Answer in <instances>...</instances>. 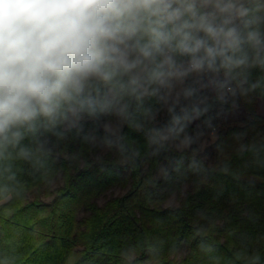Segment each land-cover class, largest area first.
Here are the masks:
<instances>
[{
	"label": "trees",
	"instance_id": "trees-1",
	"mask_svg": "<svg viewBox=\"0 0 264 264\" xmlns=\"http://www.w3.org/2000/svg\"><path fill=\"white\" fill-rule=\"evenodd\" d=\"M229 86L247 115L218 127L210 160L191 108L215 126L216 108L232 105L219 96L193 103L196 91L174 128L183 97L173 113L157 97L131 102L117 142L102 126L116 109L22 130L0 152V264H264V65L236 69ZM162 129L171 140L190 134L189 146L178 149ZM99 143L107 150L97 155ZM113 187L123 192L99 203ZM173 193L178 203L164 205Z\"/></svg>",
	"mask_w": 264,
	"mask_h": 264
},
{
	"label": "clouds",
	"instance_id": "clouds-1",
	"mask_svg": "<svg viewBox=\"0 0 264 264\" xmlns=\"http://www.w3.org/2000/svg\"><path fill=\"white\" fill-rule=\"evenodd\" d=\"M262 14L264 0H0V152L41 119L127 116L145 97L173 113L209 73L227 88L264 65Z\"/></svg>",
	"mask_w": 264,
	"mask_h": 264
},
{
	"label": "rangeland",
	"instance_id": "rangeland-1",
	"mask_svg": "<svg viewBox=\"0 0 264 264\" xmlns=\"http://www.w3.org/2000/svg\"><path fill=\"white\" fill-rule=\"evenodd\" d=\"M192 79V85L195 88L197 95L194 98V102L196 104L201 103L204 99L214 96L225 97L227 100L231 102L232 107L230 109H221L220 107L216 108L218 122L215 126L210 124H205L203 121L200 120L198 114L193 112L189 123L194 126V135L196 144L202 152L204 159L210 160L211 155L213 153V142L217 137V130L220 125H230L233 123H242L243 120L246 118V111L241 104V102L237 99L235 91L233 88H220L215 82L212 75L206 74L204 75L198 82L196 81L195 77ZM229 86V84H228ZM164 110L172 105V101H168L167 103L163 101ZM192 102L191 98L185 100L180 104L181 107L187 108L189 104ZM256 108L257 111L264 115V102L260 99L256 101ZM164 111L160 114V117H164ZM86 117V114H82L80 118ZM78 119H69L65 121L64 126H69L75 124ZM161 118L158 119L157 122H160ZM103 128L109 132L111 138L117 142L121 128H122V115L117 114L115 119L113 120H104L102 121ZM160 137L166 140H170V142L175 145L178 149H184L189 146V137L190 134H185L177 139L171 140L170 133L168 129H162L160 131ZM92 143H96L95 138L91 135ZM107 150V147L103 144L99 143L97 148V155L103 154ZM165 169L163 165L160 166L158 171V176H160L161 172ZM59 183V181H53L51 183V187L53 188ZM188 187V184L183 183L182 190H185ZM123 192L122 189L118 187H113L106 192V194L100 198H98V202L101 203L106 197L116 194H121ZM178 203L176 193H173L169 196L164 205H176Z\"/></svg>",
	"mask_w": 264,
	"mask_h": 264
},
{
	"label": "built area",
	"instance_id": "built-area-1",
	"mask_svg": "<svg viewBox=\"0 0 264 264\" xmlns=\"http://www.w3.org/2000/svg\"><path fill=\"white\" fill-rule=\"evenodd\" d=\"M227 88H231L230 86H228Z\"/></svg>",
	"mask_w": 264,
	"mask_h": 264
},
{
	"label": "crops",
	"instance_id": "crops-1",
	"mask_svg": "<svg viewBox=\"0 0 264 264\" xmlns=\"http://www.w3.org/2000/svg\"><path fill=\"white\" fill-rule=\"evenodd\" d=\"M258 110V109H257Z\"/></svg>",
	"mask_w": 264,
	"mask_h": 264
}]
</instances>
